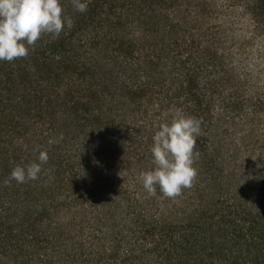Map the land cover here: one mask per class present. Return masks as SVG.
Listing matches in <instances>:
<instances>
[{"label": "trees", "instance_id": "16d2710c", "mask_svg": "<svg viewBox=\"0 0 264 264\" xmlns=\"http://www.w3.org/2000/svg\"><path fill=\"white\" fill-rule=\"evenodd\" d=\"M86 2L88 10L80 13L71 0H61L73 27L65 26L58 39L45 35L27 58L0 61V264H264V209L200 207L189 220L160 209L156 217L146 200L136 199L139 209L134 205L136 190L118 177L102 183L101 196L127 210L129 230L139 234L133 241L128 235L121 250L120 244L96 245L101 230L84 233L92 221L87 215L51 218L44 196L103 172L97 169L101 154L110 152L116 162L124 151L151 153L155 132L173 118L162 117L172 104L202 119V132L246 109L264 113L263 70L247 60L248 52L232 49L237 42L225 46L246 17L245 36L263 43L255 50L264 61V0ZM228 17L235 21L227 23ZM199 18L216 23L190 25ZM154 63L159 75L147 71ZM238 67L241 91L233 82ZM125 97L130 120L121 117ZM60 127L83 139L37 142ZM209 143L200 135L196 150L210 171ZM40 151L49 160L37 180L4 184L16 165L39 163ZM32 194L39 195L40 208L28 209Z\"/></svg>", "mask_w": 264, "mask_h": 264}, {"label": "rangeland", "instance_id": "374dc122", "mask_svg": "<svg viewBox=\"0 0 264 264\" xmlns=\"http://www.w3.org/2000/svg\"><path fill=\"white\" fill-rule=\"evenodd\" d=\"M205 20L207 21L204 24L206 26L216 23V19L205 18L202 20V18H199L198 22L197 20H193L190 22V25L201 23ZM227 20V23L235 21L233 17H228ZM247 20L244 17L243 20L240 19L234 25L235 36L231 39L229 35L225 46L227 47L237 42V46L235 44L232 47L234 51L236 48L249 53L247 60L254 61L257 67L263 70L259 78L262 83V92H264V61L259 62L262 59L257 56V50H255L263 43L259 39H249L245 36L248 34ZM241 42L245 44V47L242 45L239 48L238 44ZM234 57L237 58L238 56L234 54ZM251 64L249 63V69L251 68ZM147 67V71L152 74L154 73V75H159L161 71V68L155 63L147 65ZM235 72L236 76L233 82L236 83L234 86L236 90L239 88L244 75L239 67ZM241 89L242 87L240 86V91ZM116 93L121 94V91L117 89ZM122 101H124L123 109L126 115L121 117L130 120L134 113L128 110L129 100L125 97ZM118 102L115 101L114 104ZM168 109L171 110H164V114L162 115L166 119L173 117L176 110H179L174 104L170 105ZM138 116L139 114H135V117ZM153 118L154 121L159 119V117ZM65 130L67 129L60 127L47 138L41 136L40 139H37V142L40 144L46 141V143L51 144L54 141L63 139V137H69L71 142L77 144L78 141L83 139L82 134L71 131H69V134H66ZM201 135L207 137L212 142L213 150H210V153H208L213 158L212 170L209 171L207 165H204L203 161L199 159L197 162L199 176L195 186L184 190L183 195L174 200L161 198L162 194L159 192V188H157V196L150 197L147 195L138 177L141 172L154 168L152 163L153 157L150 151L140 150L141 148H139L136 150V152L141 151L139 155H135L134 151H124L117 155L116 162L111 157L110 152L101 154L97 158V162H103L104 164L99 165L100 167L97 169L100 168L103 172L99 171L96 175H90V178L85 175L86 178H83L73 189H70L65 184L63 185L64 188L62 186V188L57 189L56 193L44 196L42 202L51 207L50 211L52 213L50 216L52 219L53 216L56 218L57 215H64L65 220H69L73 214L79 213L91 217V223L88 226H86L87 224L83 226L84 233L91 232L93 227L98 230L97 233L101 230V238L96 242V245L104 242L105 245L120 244V250L123 248V244L121 243H124L128 239V235L133 241L139 234L130 232L128 225L130 216L127 210L120 208L115 202L103 200L101 196L103 192L101 191L102 183L104 181L111 182L112 178L114 183H116L117 177L118 179L125 180L130 190H136V198L134 201L132 200L134 205L139 209V203H137L136 199L139 202L146 200L156 217L160 214V209L169 213L171 218H183L185 220L197 216L200 207H213V209H216L219 206L229 205V210L246 209L254 213L263 210L264 113L253 115L250 113V109H246L241 115L234 119L229 118L225 122L222 121L217 127H211L208 131H203ZM209 145L211 146L210 143ZM81 170L83 169L81 168ZM38 197L39 195H31L30 200L32 201V205L28 203L30 205L28 209L32 208L33 205L40 208L42 202L38 200Z\"/></svg>", "mask_w": 264, "mask_h": 264}, {"label": "clouds", "instance_id": "9594fccd", "mask_svg": "<svg viewBox=\"0 0 264 264\" xmlns=\"http://www.w3.org/2000/svg\"><path fill=\"white\" fill-rule=\"evenodd\" d=\"M71 4L77 12L88 10L86 0H71ZM73 25L61 0H0V61L11 63L27 58L45 35L58 39L65 26L71 29ZM202 124V119L176 110L170 122L159 126L152 138L154 168L138 177L148 196H157L159 188L161 198L174 200L195 186L199 176L197 162L201 157L196 143L202 134ZM37 159L39 163L16 165L4 184L37 180L42 165L49 160L48 152L40 151Z\"/></svg>", "mask_w": 264, "mask_h": 264}]
</instances>
